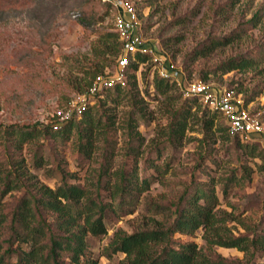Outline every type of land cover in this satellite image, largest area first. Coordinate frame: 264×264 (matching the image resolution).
Masks as SVG:
<instances>
[{"label": "rangeland", "instance_id": "obj_1", "mask_svg": "<svg viewBox=\"0 0 264 264\" xmlns=\"http://www.w3.org/2000/svg\"><path fill=\"white\" fill-rule=\"evenodd\" d=\"M129 1L137 8L145 37L181 67L189 81L206 84L210 97L205 100L197 96L203 105L193 107L190 98L194 96L178 85L166 94L158 92L153 82L158 74L151 60L138 69H128V82L119 97L114 91L105 90L88 100L90 86L97 76L115 68L121 49L114 31L116 9L112 3L0 0V128H40L73 116L81 117L85 114L82 108L102 113L96 149L91 156L77 149V128L69 140L43 134L26 144L18 158L23 160V170L31 181L54 188L65 173L69 182L91 186L92 182L96 184L102 164L112 154L111 166L103 173L110 188L120 169L137 170L141 178L145 172H153L146 168L148 163H170L168 171L155 174L150 188L138 196L131 213L107 219L106 234L89 236L98 264L130 263L124 252L106 256L105 247L114 236L124 232L168 228L187 189L214 185L219 200L216 209L225 220L218 227H225L235 236L249 234L248 229L258 227L264 220V159L252 158L236 139L238 136L242 144L257 142L263 149L264 144L233 134L226 116L208 111L214 107L212 98L230 94L243 99L249 114L264 122V0ZM226 38L233 41L198 56L197 49L208 40ZM240 57L252 58L253 66L227 69L229 62ZM132 111H136L134 117L140 132L134 139L126 128ZM182 119L186 123L180 125L184 131L180 139L173 140L170 131ZM11 154L14 155L13 147L1 138L0 159L8 160ZM159 155L162 159L158 161ZM36 157L42 159V165L35 162ZM231 174L241 182L223 193L222 184ZM109 192L101 189L103 196ZM20 195L19 191L7 194L6 211ZM220 234L225 236L224 231ZM172 238L182 243L195 242L201 256L219 255L227 264H252L250 254L236 247L210 248L202 227L193 233L177 231ZM157 249L153 245L145 255H154ZM252 260L264 262L259 252Z\"/></svg>", "mask_w": 264, "mask_h": 264}, {"label": "trees", "instance_id": "obj_2", "mask_svg": "<svg viewBox=\"0 0 264 264\" xmlns=\"http://www.w3.org/2000/svg\"><path fill=\"white\" fill-rule=\"evenodd\" d=\"M106 2L111 4L109 1ZM81 23L87 26L84 19H81ZM231 41L233 38H226L223 41L208 40L197 49V54L207 55ZM149 60V55H137V60L131 62L129 68L138 69L141 63ZM253 63L252 58L240 57L229 62L226 67L229 70L248 68L252 67ZM153 82L156 90L162 94L170 92L173 85L177 86L175 82L160 78L158 75L154 76ZM107 90L114 91L119 97L124 87L115 86ZM190 99L193 100V107L203 105L197 96ZM245 101L247 103L246 98ZM84 110L85 114L81 117L73 116L64 122L40 128L30 125H13L3 130L0 128V139L6 140L14 149V155L11 154L8 160L0 159V264H98V259L93 256L90 249L89 236L106 234L107 219L115 220L120 215L131 213L138 196L150 188L156 178L155 174L169 170L168 161L163 164L155 161L148 163L146 168L153 169V172L149 175L145 172L141 178L138 177L137 170L120 169L117 181L109 188L107 187L109 182L103 180V173L108 172L111 166L109 159L113 156L110 154L109 159H106L100 168L96 184L92 182L91 186L71 183L65 173L54 188L31 181L30 176L23 170V160L18 156L26 144L34 142L43 134L69 140L73 129L77 128L79 132L77 149L86 156L94 153L102 113ZM208 111L223 114L219 108ZM134 113L136 111L130 113L126 122L127 134L133 139L140 133ZM77 119L81 121L78 122ZM205 121L208 122L204 119ZM181 124L186 125L184 119L170 131L173 140L181 138L180 135L184 131V127H180ZM109 129L107 126L106 132ZM236 141L252 158L264 159V149L257 142L242 144L238 136ZM157 159L158 161L162 159V155ZM38 161V165H42V159L36 157L35 162ZM240 182L241 179L231 174L222 184L223 193H227L232 185ZM102 188L109 190V194L103 196ZM11 191H19L21 195L14 202V206L6 211L4 199ZM218 203L214 185L199 186L193 191L187 189L179 199L175 209L176 217L168 228L143 229L131 234L124 232L116 235L105 247L104 254L110 257L113 253L124 252L131 260L127 264H227V260L219 255L201 256L200 248L195 242L182 243L172 238L177 231L193 233L202 227L210 248L213 245L236 247L250 254V263L264 264L252 260L257 252L264 258V220L258 227L248 229L249 234L235 236L225 227L223 229L218 227L220 222H225L216 209ZM222 231L225 232V236L220 234ZM174 242L177 243L176 246ZM153 245L158 247V252L154 255H145L146 249L152 248Z\"/></svg>", "mask_w": 264, "mask_h": 264}, {"label": "built area", "instance_id": "obj_3", "mask_svg": "<svg viewBox=\"0 0 264 264\" xmlns=\"http://www.w3.org/2000/svg\"><path fill=\"white\" fill-rule=\"evenodd\" d=\"M112 3L115 11L114 31L120 41V53L114 69L97 76L89 88L88 100L110 87H124L128 82V69L131 62L137 60V55H149L154 69L160 78L175 82L191 96H201L207 100V86L202 81H189L184 70L174 64L170 57L158 51L144 34L140 24L136 6L129 0H104ZM142 64V63H141ZM86 105L87 98L84 99ZM212 109L219 108L226 116L229 130L242 139L258 140L264 144V122L252 116L246 109L243 99H237L230 94L219 99L212 98ZM86 107V106H85ZM85 108H82V112Z\"/></svg>", "mask_w": 264, "mask_h": 264}]
</instances>
